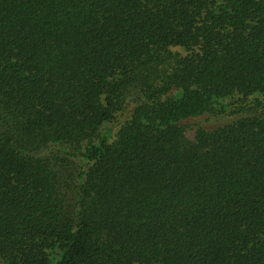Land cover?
I'll use <instances>...</instances> for the list:
<instances>
[{"label": "trees", "instance_id": "16d2710c", "mask_svg": "<svg viewBox=\"0 0 264 264\" xmlns=\"http://www.w3.org/2000/svg\"><path fill=\"white\" fill-rule=\"evenodd\" d=\"M0 264H264V0H0Z\"/></svg>", "mask_w": 264, "mask_h": 264}, {"label": "rangeland", "instance_id": "374dc122", "mask_svg": "<svg viewBox=\"0 0 264 264\" xmlns=\"http://www.w3.org/2000/svg\"><path fill=\"white\" fill-rule=\"evenodd\" d=\"M135 103L131 101L125 111L118 115L117 120L111 127L114 130V134L119 128L131 117ZM244 115H214L207 114L198 118H192L183 122L186 127V135L189 139L193 140L196 135V131L199 128H203L208 131H214L220 127L228 125L234 121H237ZM41 156L50 160L53 165L60 169L65 175V180L68 182L65 189L64 199L67 205L74 203L75 188L78 185V174L81 172L84 166L80 152L73 149L71 146L51 145L47 149L43 150Z\"/></svg>", "mask_w": 264, "mask_h": 264}]
</instances>
